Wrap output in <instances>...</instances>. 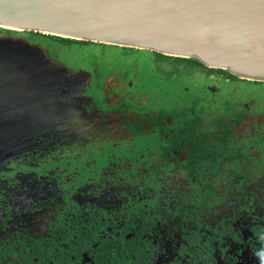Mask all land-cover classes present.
<instances>
[{"label": "flooded vegetation", "instance_id": "1", "mask_svg": "<svg viewBox=\"0 0 264 264\" xmlns=\"http://www.w3.org/2000/svg\"><path fill=\"white\" fill-rule=\"evenodd\" d=\"M37 45L60 98L0 157V264H264V99Z\"/></svg>", "mask_w": 264, "mask_h": 264}, {"label": "water", "instance_id": "2", "mask_svg": "<svg viewBox=\"0 0 264 264\" xmlns=\"http://www.w3.org/2000/svg\"><path fill=\"white\" fill-rule=\"evenodd\" d=\"M0 29L194 59L264 83V0H0ZM44 55L0 34V157L53 117L60 71Z\"/></svg>", "mask_w": 264, "mask_h": 264}, {"label": "trees", "instance_id": "3", "mask_svg": "<svg viewBox=\"0 0 264 264\" xmlns=\"http://www.w3.org/2000/svg\"><path fill=\"white\" fill-rule=\"evenodd\" d=\"M9 33L17 37H27L30 39L31 43L35 44H41L43 46L47 45L50 43L51 45L57 44L59 46H65L66 48L73 49L74 47H80L81 49L85 50V48L90 47L92 49H97V48H102L104 52L106 51H117L121 53V64H128L129 60L131 61L132 58H136L137 60H140V55L142 54H150L155 57V61H153L151 64L154 66L156 69H159L158 71H163L161 67L162 62H170L172 63L171 70L166 73V77L171 78L174 74H180V65L178 64H186V66L191 67L194 69V71H197L198 69L201 70V73L205 75L206 79H209L210 76H217V77H222L225 80H230L231 83H238V84H245L247 87H264V83L262 82H252V81H246V80H241L229 72L225 70H218V69H211L207 68L204 65H202L199 61L194 60V59H184V58H175V57H170V56H165L156 52H150V51H144V50H138V49H132V48H121L117 46H110V45H104V44H98V43H93V42H87V41H77V40H71V39H64V38H56L52 36H47L43 35L40 33H35V32H14V31H8V30H3L0 29V34H5ZM53 46H50L52 48ZM87 52V50L85 51ZM94 52V51H93ZM91 52L90 55L87 56V59L90 61V64H97L94 65V70L98 68V64H107L108 61H110L107 58H102L103 56L97 57L96 55ZM102 52V53H104ZM85 59L83 56L80 57V60ZM78 62V61H77ZM119 62V61H117ZM165 73V72H164ZM213 82V81H212Z\"/></svg>", "mask_w": 264, "mask_h": 264}, {"label": "rangeland", "instance_id": "4", "mask_svg": "<svg viewBox=\"0 0 264 264\" xmlns=\"http://www.w3.org/2000/svg\"><path fill=\"white\" fill-rule=\"evenodd\" d=\"M5 34H9V33H5ZM46 46L48 48L50 46H53L52 48L54 49L55 53L59 54V52H60V54H62L63 57H65L66 59H68V60H70L72 62L81 61L80 60L81 56L85 57L84 60L87 62V60H88L87 56L90 55L91 52H93V51H94L93 54L96 55L97 57L103 56L102 58L105 57V58L109 59L111 62H115V61L121 62V58H122L120 52H117V51H114V50L104 52L102 48L92 49L90 47H87V48H85V50H83L80 47H74L73 49H69V48H66L65 46L62 47V46H59L57 44L51 45L50 43H48ZM86 50H87V52H85ZM102 52H104V53H102ZM47 56L48 55H46L45 57H47ZM139 58H140V60H137L135 57L132 58L131 61L130 60L128 61L129 63H128V65L126 64V66H132V64H133L134 67H137L140 70V72L142 74H144V76H145L144 78L145 79H153L155 84H157L156 81H159V80H157L158 77L155 76V75L159 74L160 76H162V74H164V73H163V71H161V72L153 71L156 68L154 66H152L151 63L153 61H155V57L150 55V54H142V55H140ZM161 64H162L161 65L162 70H164L165 68L170 70L173 67V66H171L172 63H170L168 61L162 62ZM53 65L55 66V64H53ZM178 65H180V67H179L181 69L180 75L183 76L182 80L184 82H188V81L193 80V81H195L196 85L198 86V89H200L201 91H205L206 90L205 87H201V85L205 81L206 77H205V75H203L201 73L200 69L197 70V71H194L193 68L186 66V64L181 63V64H178ZM55 68L57 70H59V67L57 66V64H56ZM137 68H135V69H137ZM156 70H159V69H156ZM170 84H172V82H170ZM157 85H159V84H157ZM162 88H163V86L161 85L160 86V93L163 92V91L171 93V91H172V89H171L172 87L169 86V85L165 86L163 89ZM161 90H163V91H161ZM223 90L224 91L227 90V87L222 88V91ZM227 93H229L231 95H236V96L237 95H240V96H243V95H245V96H255V95H257L261 99H264V87H261V88H259V87L258 88L257 87H247L245 84L244 85L243 84L242 85L241 84L229 85V89L227 90ZM79 112H82V111L79 110ZM80 118H83V117L80 116ZM250 122H251L250 120H247V122L244 123L245 129H248V128L251 127V125H249ZM90 123L94 126L95 120L90 118L89 119V124ZM254 125H256V124H254ZM84 126L87 127L86 125H84ZM64 128L69 130V131H75L76 130V129L72 130L69 127V125H66ZM241 130H243V129H242L241 126H239V131L241 132ZM88 132H92V131H89V128H88L87 133ZM87 133H85V134H87ZM32 134H35V133L33 132ZM28 135H30V133ZM90 135H91V133H90ZM29 137L30 136H28V138ZM32 137H34V136L32 135L30 140L32 139Z\"/></svg>", "mask_w": 264, "mask_h": 264}, {"label": "bare ground", "instance_id": "5", "mask_svg": "<svg viewBox=\"0 0 264 264\" xmlns=\"http://www.w3.org/2000/svg\"><path fill=\"white\" fill-rule=\"evenodd\" d=\"M4 134V133H3ZM21 140L23 141V138L21 137ZM15 142V141H14ZM21 145L22 144H20V143H17L16 144V146L15 145H11V146H13L12 148H13V151H17L18 150V148H20L21 147Z\"/></svg>", "mask_w": 264, "mask_h": 264}]
</instances>
